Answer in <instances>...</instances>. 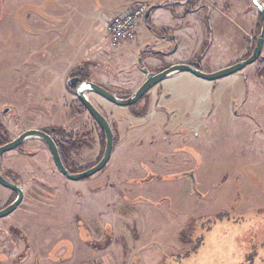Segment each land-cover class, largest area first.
Instances as JSON below:
<instances>
[{"label": "rangeland", "instance_id": "rangeland-1", "mask_svg": "<svg viewBox=\"0 0 264 264\" xmlns=\"http://www.w3.org/2000/svg\"><path fill=\"white\" fill-rule=\"evenodd\" d=\"M106 1L112 0H0L3 137L51 125L65 138L68 106L78 103L66 78L78 67L86 74L81 78L121 97L142 83L144 69L172 57L204 72L224 68L252 50L260 30L252 0H194L188 8L216 2L207 27L203 12L181 16L163 4L141 18L134 39L112 46ZM162 26L179 46L151 65V51L167 44ZM262 68L264 43L255 62L232 74L208 80L189 71L169 73L131 106L85 92L112 128L113 147L104 167L84 179L57 171L38 138L2 153L0 172L22 187L23 197L0 217V264H164L162 250L189 247L183 240L197 229V217L204 231L187 264H264V226L255 223L264 206V193L256 189L264 188L256 175L264 139ZM81 120L88 138L71 158L84 169L101 157L104 136L89 113ZM14 198L0 184V208ZM237 209L241 222L216 218Z\"/></svg>", "mask_w": 264, "mask_h": 264}, {"label": "water", "instance_id": "water-1", "mask_svg": "<svg viewBox=\"0 0 264 264\" xmlns=\"http://www.w3.org/2000/svg\"><path fill=\"white\" fill-rule=\"evenodd\" d=\"M253 5L256 7L260 19H261V26L260 30L255 38V43L253 45V48L250 52V54L242 58L224 68H221L217 71L213 72H204L199 67H196L194 64L190 63H179V64H171L168 67L164 68L163 70H160L156 73L153 72H147L146 69H144V72H146V76L144 81L136 88V90L128 97H118L112 92L108 91L101 85L92 82L90 80H83L81 81L75 88V96L80 101V103L86 108L90 116L95 120V122L100 126V128L103 130L104 133V149L102 152L101 157L99 160L91 165L90 167L80 171L72 173L68 171L59 156L58 150L56 148V145L52 138L45 133L42 130L39 129H28L24 132L20 133L18 136L13 138L12 140L1 144L0 145V155L8 150H12L15 147H17L20 142L26 137V136H38L41 137L44 142L46 143L49 152L51 153L53 162L58 169V171L63 174L66 178L71 180H78V179H84L89 177L90 175L94 174L98 170L102 169L106 162L108 161L112 147H113V131L106 120V118L98 111V109L86 98L85 92H94L98 95L102 96L106 100L122 106H130L134 104L142 95L148 91V89L153 86L155 83L163 79L166 75L172 72L176 71H189L192 74L208 79V80H214L217 78L224 77L226 75L232 74L240 69H242L244 66L255 62L260 54L261 49L263 47L264 43V2L261 0H252ZM158 5H150L147 7L144 18H146L151 11L156 8ZM0 184L6 188L11 189L15 192V198L5 205L4 207L0 208V217L10 213L12 210H14L17 205L20 203L23 197V189L22 187L17 184L9 181L6 177H4L0 173Z\"/></svg>", "mask_w": 264, "mask_h": 264}, {"label": "crops", "instance_id": "crops-1", "mask_svg": "<svg viewBox=\"0 0 264 264\" xmlns=\"http://www.w3.org/2000/svg\"><path fill=\"white\" fill-rule=\"evenodd\" d=\"M147 5V7L149 6V3L147 2V0H112V1H106L105 3H111V7H110V10L109 9H106V21H105V25L107 23V21L109 20V18L112 16V15H115V14H118V13H121L125 10H128L134 6H136L137 3H144ZM264 2V1H263ZM188 3H192L190 2V0H153L150 5H158L156 8L160 7V6H163V4H170L174 9V11L177 10V12L175 14H178V15H183V14H188V12H191V11H201L203 12V18L207 20L208 16H207V13L209 12H212L211 11V8H213V11H215V8H216V2L215 1H211V3H209L208 5L205 4L203 7H193V5H189V8H188ZM195 6V5H194ZM113 7V8H112ZM188 9H187V8ZM191 8H194L193 10H191ZM155 8L151 11V13L146 17L142 19H146L152 15V13L154 12ZM181 15V16H182ZM140 22V21H139ZM201 22H199L198 24H200ZM139 25V24H138ZM188 25V23L186 24ZM182 29L185 28L186 26H181ZM149 28V27H148ZM187 28V27H186ZM139 29V28H138ZM167 31V30H166ZM199 34L201 33L200 30L197 31ZM171 37L169 39V42H166L167 44L165 45L166 47L170 48L171 47V44H172V38H174V36L172 34H170ZM176 40H178V38L175 36ZM174 38V39H175ZM179 46V44H178ZM185 62V61H183ZM176 73V72H174ZM235 75V74H233ZM233 77H236V76H233ZM263 130V128H262ZM260 154V160L258 161L257 160V165H258V171L256 173V175L258 177H261V178H264V139L263 140H260L259 142V148H258V155ZM240 174L242 173V171L239 172ZM226 175V174H225ZM239 175V174H238ZM237 175V176H238ZM243 175V174H242ZM252 175L250 174H245V177L247 178H250ZM263 180V179H262ZM258 191H260V189L262 190V192L264 193V188L260 187V188H256ZM216 198H218V196H216ZM215 198V199H216ZM248 205L245 206L244 210H246L247 212H254L252 210V208L250 209H247ZM251 206V205H249ZM221 208V206H220ZM242 208V207H241ZM259 210H262L263 213H258L260 218L261 219H257L254 218L252 215L251 217L249 218H246V221L247 223H249V227H248V232L251 231L250 229V221H255V223H260L262 224L261 226H264V206H262L261 208H259ZM237 211V213H236ZM236 211H233L232 213H236L235 215H230L228 216V213L224 211L223 214H221L220 212L218 213L220 216L219 217H216L218 219V221H221V220H227V221H230V222H241V220L243 221V218H242V212L237 209ZM214 214H217V213H214ZM212 215V214H211ZM200 217H197L194 221H193V225H197V229L193 228L192 232L190 234H186V236L184 237V242H186L187 244H189V247L188 248H183V249H180L178 250L176 253H173V252H169V251H165L162 250V253H161V262H164V264H187L186 262V259L192 255L194 253V249L197 248V246L199 245L200 241H198L199 239H201V232L204 231V228L202 225H200L199 223H201L202 221L201 218L199 219ZM209 221V220H208ZM210 222V221H209ZM214 223H209V228H211V225H213ZM210 230V229H209ZM253 246V245H252ZM254 247V246H253ZM248 250L251 248V245H248L246 247ZM260 249L262 250V252L264 253V242L262 244V246H260ZM164 251V252H163ZM264 255V254H263Z\"/></svg>", "mask_w": 264, "mask_h": 264}, {"label": "flooded vegetation", "instance_id": "flooded-vegetation-1", "mask_svg": "<svg viewBox=\"0 0 264 264\" xmlns=\"http://www.w3.org/2000/svg\"><path fill=\"white\" fill-rule=\"evenodd\" d=\"M194 3V2H193ZM204 5H201V6H198V7H203ZM194 8H191V10H193ZM208 19V18H207ZM203 23H204V26L205 27H207L206 25H207V20L206 19H204V21H203ZM151 27V26H150ZM163 27V29H164V35H163V37H162V39H164V40H166L167 42H169V39H170V37H171V33H169V31L167 30V28H166V26H162ZM167 30V31H166ZM174 38H175V36H174ZM174 38H172V44H171V47L170 48H168V47H166V46H164V47H158V48H156V49H154V50H157V52L156 51H151V53H154L155 54V56H148L146 59H147V62H149V64H151V65H153V64H155L157 61H159V60H161V58H165V57H167L166 55H167V53L169 52V50L170 49H172L173 48V45H175V48H177L178 47V41L176 40V38L174 39ZM166 47V48H165ZM136 47H134V48H127L128 50H129V52H131V51H133V49H135ZM145 51V50H144ZM127 53V52H126ZM150 53V54H151ZM172 60L169 62V63H164L163 62V64H160V66L158 67V68H156L155 70H152V71H150V72H153V73H156V72H158V71H160V70H163L164 68H166V67H168L169 65H171V64H179V63H184L183 61V59H174V57H172L171 58ZM155 67V66H154ZM81 69H82V67H81ZM172 73H174V72H172ZM145 76H146V73H145ZM67 81H68V85H66V88L69 90V92L75 97V99H77V97L75 96V88H76V86L81 82V81H83V80H85V78H81V76L79 75V74H68L67 75ZM145 79V78H144ZM144 79H143V81H144ZM142 81V82H143ZM96 83V82H95ZM97 84H99V85H101L102 87H104L105 89H107L108 91H110V87L109 86H107V85H104V84H101L100 82H97ZM69 86V87H68ZM136 90V89H135ZM134 90V91H135ZM134 91H132V92H124L122 95H121V97H126V96H130ZM110 92H112L113 94H115V92L114 91H110ZM146 93V92H145ZM144 93V94H145ZM144 94L142 95V97H140L135 103H137L140 99H142L143 98V96H144ZM102 97V96H101ZM103 98V97H102ZM105 99V98H104ZM77 101H78V103H75V108L73 107V105L74 104H70L69 106H68V110H69V113H68V117H67V119H68V128H67V130H66V132H65V134H66V136H65V138H62V137H60L59 135H58V132H57V130H56V128H55V126L53 127V126H51V125H47V126H42V127H32V126H30V127H27V128H25V129H23L20 133H22V132H24L25 130H28V129H39V130H42V131H44L45 133H47L51 138H52V140L54 141V143H55V145H56V148H57V150H58V147H57V144H56V140H59V143L60 144H65V151H66V155H67V157H66V159H65V163L62 161V159H61V157H60V159H61V161H62V163H63V165H64V167L68 170V171H70V172H72V173H75V172H80V171H82V170H84V169H86V168H88V167H90V166H88V167H86V168H84V169H81L82 167H85V166H83V165H77L76 164V162L71 158V155H73L74 154V152H77V151H79V150H81L82 148H79V145L80 146H84V144H86V142L85 141H87L86 139L88 138V135H87V133H88V130H87V121L86 120H81V118L83 117V114L84 113H87L88 114V111L86 110V108L80 103V101L77 99ZM134 103V104H135ZM79 104H81V106L79 105ZM133 105V104H132ZM131 106V105H130ZM80 111H79V110ZM84 109V110H83ZM86 118V117H85ZM78 120H80V121H78ZM99 128H100V126H99ZM101 129V128H100ZM112 129V128H111ZM101 131H102V133H103V130L101 129ZM19 133V134H20ZM19 134H17L16 136H18ZM15 136V137H16ZM103 136H104V133H103ZM15 137H13V138H15ZM13 138H5L6 140L4 141V142H2L1 144H4V143H6V142H8V141H10V140H12ZM29 138H38V139H40L45 145H46V143L44 142V140L41 138V137H38V136H33V135H31V136H26L21 142H20V144L17 146V148H21L22 147V145L26 142V139H29ZM104 141H105V138H104ZM0 144V145H1ZM46 147H47V145H46ZM16 148V147H15ZM47 149H48V147H47ZM104 149V148H103ZM49 150V149H48ZM59 153V152H58ZM51 154V153H50ZM59 156H60V154H59ZM51 158H52V156H51ZM52 161H53V159H52ZM54 163V162H53ZM96 163V162H95ZM55 165V164H54ZM93 165V164H92ZM57 169V168H56ZM81 169V170H80ZM57 171H58V169H57ZM1 173V172H0ZM2 174V173H1ZM3 175V174H2ZM4 176V175H3ZM4 187V186H3ZM9 189V188H8ZM14 192V191H13ZM15 193V192H14Z\"/></svg>", "mask_w": 264, "mask_h": 264}, {"label": "built area", "instance_id": "built-area-1", "mask_svg": "<svg viewBox=\"0 0 264 264\" xmlns=\"http://www.w3.org/2000/svg\"><path fill=\"white\" fill-rule=\"evenodd\" d=\"M146 9L147 5L140 3L109 18L105 27L112 46L122 40L130 41L135 38L139 21L143 18Z\"/></svg>", "mask_w": 264, "mask_h": 264}, {"label": "trees", "instance_id": "trees-1", "mask_svg": "<svg viewBox=\"0 0 264 264\" xmlns=\"http://www.w3.org/2000/svg\"><path fill=\"white\" fill-rule=\"evenodd\" d=\"M192 1H194V0H190V2H192ZM259 15V14H258ZM259 21H260V26H261V19H260V15H259ZM258 32V31H257ZM258 34V33H257ZM254 43H255V41H254ZM252 48H253V46H252ZM251 52V51H250ZM250 52L246 55V56H244V57H247L249 54H250ZM243 57V58H244ZM196 66V65H195ZM197 67V66H196ZM261 72H263L264 73V68H262V70H260ZM71 74H79L80 76H83V77H85V72H84V70H83V68L81 69V67H78L76 70H74V71H72L71 72ZM66 85H68V81H66ZM69 87V86H68ZM80 106H81V104H79ZM97 124V123H96ZM98 125V124H97ZM99 126V125H98ZM100 129V128H99ZM100 131H101V129H100ZM101 135L103 136V133H102V131H101ZM6 139H5V137H3V134H0V144L2 143V142H4ZM56 144H57V147H58V152H59V154H60V157H61V159H62V161L65 163V159H66V157H67V155H66V151H65V144H60L59 143V140H56ZM99 160V158L96 160V161H98ZM95 161V162H96ZM94 162V163H95ZM93 163V164H94ZM88 166V165H87ZM89 166H90V164H89ZM12 201V199L10 200V201H8V203H10ZM7 203V204H8ZM6 204V205H7Z\"/></svg>", "mask_w": 264, "mask_h": 264}]
</instances>
